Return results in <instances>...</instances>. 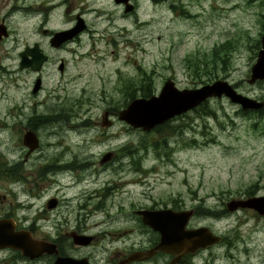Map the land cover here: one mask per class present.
<instances>
[{"label": "rangeland", "instance_id": "rangeland-1", "mask_svg": "<svg viewBox=\"0 0 264 264\" xmlns=\"http://www.w3.org/2000/svg\"><path fill=\"white\" fill-rule=\"evenodd\" d=\"M132 2L133 9L125 11L115 0H67L61 9H67V21L61 24L58 15L50 16L49 25L69 26L77 11H83L88 24L78 38L58 50L46 46L38 25L29 27L26 19L19 29V48L43 39L51 55L41 73L43 88L32 92L37 74L20 69L14 57L6 63L14 72L4 75L0 91L25 98L27 118L33 112L59 115L62 159L88 158L93 163V174L67 170L60 176L58 193L65 200L59 209L66 211L64 218L71 223L76 217H89L90 231H112V243L129 246L143 238L136 208H195V218L222 217L211 225L236 228L246 242L240 246L242 264L249 259L254 264L257 235L252 231V210L230 211L227 202L264 194V107L244 110L224 95L213 96L203 107L150 130L133 127L116 114L131 100L124 93L129 81L139 84L147 79L153 93L168 77L180 88L196 87L209 78L206 62L218 64L211 81L227 80L237 91L264 100V78L248 82L261 47L264 0ZM59 4L60 9L62 0ZM225 42L227 48L220 46ZM60 58L63 71L58 68ZM36 99L49 103L38 109ZM106 109L115 112L110 126L101 124ZM50 121L39 131L42 148L49 140L45 130ZM110 151L120 155L100 163L102 154ZM36 169H41L40 163ZM123 179L130 181L122 183ZM108 187L111 194L105 200L99 196L86 202L81 195L82 190L104 192ZM100 198L103 204L98 203Z\"/></svg>", "mask_w": 264, "mask_h": 264}, {"label": "flooded vegetation", "instance_id": "flooded-vegetation-1", "mask_svg": "<svg viewBox=\"0 0 264 264\" xmlns=\"http://www.w3.org/2000/svg\"><path fill=\"white\" fill-rule=\"evenodd\" d=\"M53 1L56 0H0V82L6 73H10L11 70L14 72L13 69L7 68L6 63H12L15 57L20 69L37 74L32 92L40 91L44 83L41 73L51 57L46 46L49 45L51 49H61L78 38L84 29H87L88 23L82 15L83 11L73 14L69 26H50V16L58 15L61 24L67 21V9L61 10L67 0H62L63 4L60 9L58 3L61 0ZM39 16H41L40 19L36 21L35 19ZM78 17L84 19L86 27L60 45H52L53 34L75 25ZM26 19H30L29 27L30 24L32 27L38 25L39 32L46 38V46L43 39H40L33 40L19 48V29L21 23L24 25ZM34 44H38L41 52L47 56L46 59L41 63L39 69L33 68L32 64L21 66L23 59L21 53L26 47H32ZM26 57L28 60L33 58L30 53ZM61 62H63L64 69L63 58H60L58 68ZM63 69L59 68L60 71ZM37 78L40 79L39 86L34 89ZM13 86L16 87V84ZM6 93L8 94L7 90ZM12 94L15 95L6 96L3 91H0V264H242V257L239 256L240 246L242 243L245 245L246 242L244 238H241L238 230L226 226L211 225L210 221H219L222 220V217L200 216L195 218V208H181L192 210L184 229L207 227V231L211 233L212 241L205 245L196 244L195 235H193L191 243L186 241L183 245V243L174 241L172 245L182 246L181 250L176 251L157 248L161 240V232L142 221L139 214L137 220L143 238L138 243L131 242L129 246L121 244L120 247L112 243L115 241L114 232L106 229L90 231L91 227L87 226L88 222L86 221L89 217H83L82 220L76 217L72 223L64 218L66 211L59 209L65 200L62 194L58 193L60 176L64 175L67 170H75L76 173L83 175L93 174L95 172L93 163L88 158L84 160L62 159L63 147H61L62 144L58 137L63 125L59 115L33 112L27 118L25 114L26 99L21 100L19 94ZM45 101L48 105V100L45 99ZM35 103L38 109L46 106L38 103L37 99ZM105 112H107L106 116L111 120V124L113 123L111 115L115 112L106 109L101 116V124L110 126L111 124L103 123ZM43 116H48L47 120H51L49 123L51 127L45 130L49 140L43 142L42 148L39 131L47 121L40 120ZM40 123L41 128L39 127ZM28 134L32 138L30 142ZM53 136L57 139L56 141L51 139ZM58 145V150H53V147ZM106 153H103L100 158L102 164L110 162L114 160L115 156L120 155L118 152L110 151V157L101 161ZM78 158H85V156L78 155ZM37 163H40V170L36 169ZM121 181L125 183L130 180L123 179ZM65 185L75 186L72 183H65ZM110 194L109 187L104 192L81 191L86 202L99 196L105 200ZM103 202L100 198L98 203L103 204ZM141 208H136L134 212L136 213V210ZM248 208L253 213L252 231L257 235L253 243L255 247L253 263L255 261L254 264H264V212L253 207ZM181 209L175 208L174 210ZM228 210L230 209L228 208ZM172 229L175 230L172 237L177 239L180 234L176 229L181 228L174 225ZM78 235L89 236L88 242L76 241L75 237ZM104 240L106 243L103 242ZM21 244L27 245L30 249L42 246L44 248H42L43 251H34L31 254L19 247ZM187 246L190 248L186 249ZM148 251L151 252L147 253ZM134 252L136 257L128 259ZM251 261L252 259H249L248 263L244 262V264H250Z\"/></svg>", "mask_w": 264, "mask_h": 264}, {"label": "water", "instance_id": "water-1", "mask_svg": "<svg viewBox=\"0 0 264 264\" xmlns=\"http://www.w3.org/2000/svg\"><path fill=\"white\" fill-rule=\"evenodd\" d=\"M117 3L124 4V10L129 11L133 9L134 4L132 0H115ZM86 27V23L82 17H78L77 22L70 28L56 31L51 37V44L54 46L60 45L63 41L72 38L75 34ZM32 54L33 58L28 60L27 54ZM23 56L21 66L32 64V67L39 69L41 63L46 59V55L41 52L38 44H34L32 47H26L21 53ZM28 63V64H27ZM59 68L63 69V62L60 63ZM258 78H264V31L261 36V47L258 49L256 59L251 65L250 77L248 82H254ZM40 79L37 78L34 89L38 88ZM228 97L232 102L238 103L243 109H260L264 106V101L245 95L235 89L231 83L224 79H215L211 82H206L196 87H184L180 88L176 85L175 80L168 77L163 82L158 93H153L150 96H137L132 98L124 107L119 109L117 117L129 123L133 127H139L143 130H150L154 126L161 124L162 122L195 108L200 103L208 99L209 97ZM104 115V124H111V120ZM28 141L32 140L31 135ZM110 157V152H107L102 157L101 161H104ZM227 206L230 210H233L239 206L241 207H253L260 212H264V195H253L246 198H233L228 201ZM146 224L152 228L161 232V240L157 245V248L176 251L181 250L182 246L172 245L174 241L178 243L190 242L195 235V243L205 245L212 241L211 233L207 231V227H200L198 229L185 230L184 225L187 219L191 216L192 210L181 209L174 210L170 207L162 208H141L136 210ZM174 225L179 226L181 229H176L180 234L177 239L172 237L175 230L172 228ZM76 241L81 243H87L89 236L78 235L75 237ZM27 253L33 254L34 251H43L42 247L29 248L27 245H19ZM187 246L186 249H189ZM148 251L147 253H150ZM135 252L132 253L128 259H134Z\"/></svg>", "mask_w": 264, "mask_h": 264}, {"label": "trees", "instance_id": "trees-1", "mask_svg": "<svg viewBox=\"0 0 264 264\" xmlns=\"http://www.w3.org/2000/svg\"><path fill=\"white\" fill-rule=\"evenodd\" d=\"M224 44V47H228L227 45V42L225 43H222L220 46H222ZM215 61V58H212V63ZM203 65H205L208 69L205 71V74L209 77L206 81H204L205 83L208 81V82H211V76H213V74L216 73V70L218 69L217 68V63H214V64H211V65H208V63H204ZM200 65H196V67H198ZM209 67V68H208ZM215 80V79H214ZM213 81V80H212ZM148 80L147 79H143V82L139 83V84H134L132 81H129L127 84H126V91H124L125 95H128L127 97H129L130 99L134 98V97H137V96H150L151 94H153L152 92V87L147 83ZM137 90H140L141 91V95H137L135 94V91ZM205 101H203L202 103H200L197 107H203L205 105ZM128 103V102H127ZM196 108V107H195ZM197 109V108H196ZM263 110V108L260 109V111ZM171 119V118H170ZM170 119L162 122V124H159V125H156L154 126L155 128H158L160 125L164 126L163 124L168 122ZM165 139V137H164Z\"/></svg>", "mask_w": 264, "mask_h": 264}, {"label": "bare ground", "instance_id": "bare-ground-1", "mask_svg": "<svg viewBox=\"0 0 264 264\" xmlns=\"http://www.w3.org/2000/svg\"><path fill=\"white\" fill-rule=\"evenodd\" d=\"M62 2H63V1H62ZM59 3H60V2H59ZM59 3H58V4H59ZM58 6H59V5H58Z\"/></svg>", "mask_w": 264, "mask_h": 264}]
</instances>
